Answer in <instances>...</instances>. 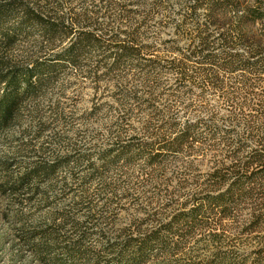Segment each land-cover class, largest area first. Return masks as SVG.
<instances>
[{
  "label": "trees",
  "instance_id": "16d2710c",
  "mask_svg": "<svg viewBox=\"0 0 264 264\" xmlns=\"http://www.w3.org/2000/svg\"><path fill=\"white\" fill-rule=\"evenodd\" d=\"M3 145L37 264H264V0H0Z\"/></svg>",
  "mask_w": 264,
  "mask_h": 264
},
{
  "label": "rangeland",
  "instance_id": "374dc122",
  "mask_svg": "<svg viewBox=\"0 0 264 264\" xmlns=\"http://www.w3.org/2000/svg\"><path fill=\"white\" fill-rule=\"evenodd\" d=\"M20 49L29 51L28 54H35V35L31 36L29 39H26L20 46ZM17 52L21 51L18 50ZM27 124V122L23 124V126L19 130L26 127ZM18 135V130L13 132V136ZM0 150L3 153L9 152V148L7 145L0 146ZM22 154H26L27 156L30 155V153L25 149ZM27 156H25L24 158H28L27 160H31V158ZM32 211L35 213V208H33ZM14 234L15 231L12 223L10 221H7V219H4L0 214V264H37L35 262V257L30 253V251L17 244V241L14 238Z\"/></svg>",
  "mask_w": 264,
  "mask_h": 264
}]
</instances>
